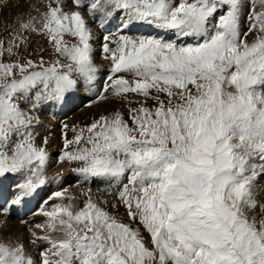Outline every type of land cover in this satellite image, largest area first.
<instances>
[{
	"label": "snow or ice",
	"instance_id": "obj_1",
	"mask_svg": "<svg viewBox=\"0 0 264 264\" xmlns=\"http://www.w3.org/2000/svg\"><path fill=\"white\" fill-rule=\"evenodd\" d=\"M14 6L0 35V177L26 179L12 205L48 182L37 112L79 88L119 107L63 122L56 160L113 199L56 191L24 236L3 208L0 264H264V0ZM35 36L48 47L32 49Z\"/></svg>",
	"mask_w": 264,
	"mask_h": 264
},
{
	"label": "rangeland",
	"instance_id": "obj_2",
	"mask_svg": "<svg viewBox=\"0 0 264 264\" xmlns=\"http://www.w3.org/2000/svg\"><path fill=\"white\" fill-rule=\"evenodd\" d=\"M13 19H11L9 21L11 22ZM9 21H7V22H1L0 21V24H1L0 25V35L7 36V32L4 31V25L6 23H8ZM94 28L97 31V35L98 36H101V29L99 28V23L94 24ZM130 34H132V35H138L140 33H130ZM37 47H48L47 41L45 39L39 37V36L33 37V43L31 45V48L32 49H35ZM99 55L101 56V53L100 52H99ZM46 58H47V55H46ZM103 66L104 65L101 66V73H104V72L107 71V62H106V65L104 67ZM81 89L84 90V91H86V92H88L87 88H81ZM91 101H88L86 103H83L82 106L80 105L78 108H76L75 109V112L74 113L72 112L73 115L76 114V113L82 112L88 105H92L91 104L92 103ZM102 102L103 101H101L100 104ZM105 104H107V106L105 108H102V110L100 109L101 107L99 106L98 109H97V111L94 112V115L93 116H91V117L89 116L88 117V116L83 115L82 117H79V119H77L76 122L74 120H73L74 122L73 121L67 122V120H63L64 118H61L58 115L57 116H52L51 119L53 121L54 120H58V121H56V123H57V127L56 128H57V131L59 133V136H57V141L56 142L53 139L54 138L53 131L55 129V127L54 128L52 127L53 125L47 124V126H49V127H47V128H44L43 127L41 129L40 128H37V126H35L36 127V131L38 132L37 142L38 141L40 142V140H39L40 139V133L44 132L45 133V136H49L50 142H55V143L50 147V149L48 148L49 153H50V155L52 157V159L50 161V167H48L47 170H46V175H47V178H48V182L45 185H43L41 188H39L31 196H42L43 197L42 194L43 193H47V196L46 197H43V198L45 199V201H47V204L50 206L53 203H58L59 202V200L49 199V197L53 196V194L56 191H61V190H63V189L66 188L67 190H71L70 192H68L69 194H75L77 196H80L81 191H86L88 188H91L92 189V195L93 196H94V194L97 195V193L99 195H101L99 198H97V196H94V198L96 197V199H100V200H107V198H108V200H112L113 199L112 194H111L112 193V190H111L109 184L103 183V182H97V181H94V180H89V181L85 182L82 177H78V174L77 173L70 172L68 170V166L67 165L56 163L58 153L60 152V149L62 147V141H61V138H60V128H61V124L63 122H67L69 124H81V125L86 124V123H90L91 122V119L93 117H98L100 115V113L101 114L103 112L106 113L107 111H109V109L112 110L114 108L113 106L119 107V104L117 102H115V101L106 102ZM108 107H110V108H108ZM69 135H71V133H69ZM60 166H64L65 169H66V171H68V174L72 175L76 179V180L73 179L70 182L68 180L66 181L67 175H65V181L66 182L63 181L64 187H57L58 186V183L55 180L52 179L53 176L55 175V173L57 171H60V170H58V167H60ZM73 173L76 174V175H74ZM25 179H26V177L23 174L7 175L5 177H0V183H2L3 186H5V190H6V195H5L6 198L5 199L6 200L8 199V201H6V204H4L2 202V199H1V196H0V208H4L5 206H7L10 209V207L16 206V205H12L11 202L21 192L22 189L19 187V185L23 184L25 182ZM262 182H261V184L264 185V181H262ZM74 187L81 188L82 190L77 191L76 189H73ZM103 196H104V198H103ZM37 200H38V198H37ZM7 202L8 203H11V204H8ZM39 202H40V204H37L36 212L34 214L30 215L31 213H26L27 215L25 216V219H23V220L21 219L19 221V220H17L15 218L16 220L14 219V221H17V222L19 221V223H21V221H26L28 224H32V223H35V222H42L45 218L40 214V211H41V208L42 207H45L46 205H45V202H42V199L39 200ZM2 203L4 204V206H2ZM30 203H31L30 201H27L24 204L26 205V207H28ZM32 206H34V205H32ZM11 211L12 210L10 209V212ZM121 214H123V209H121ZM10 216L12 217V215H10ZM21 224H22V226L25 227V228H23L24 231H25V232L23 231V233L25 235L26 234V225L23 224V223H21ZM32 251H36V250H32Z\"/></svg>",
	"mask_w": 264,
	"mask_h": 264
},
{
	"label": "bare ground",
	"instance_id": "obj_3",
	"mask_svg": "<svg viewBox=\"0 0 264 264\" xmlns=\"http://www.w3.org/2000/svg\"><path fill=\"white\" fill-rule=\"evenodd\" d=\"M16 3H17V0H12L13 6L12 7H8V8H4L3 11L0 12V21L1 22H7V21L13 19L14 16H15V14L18 11H20L19 9H17L14 6ZM90 23L94 27V24L99 23V22L90 19ZM103 31L104 30L101 29V35H102ZM99 56L100 55H99V50H98L97 51V63L100 66H102V65L105 66L106 65V61H102ZM92 99H93V94H91L89 91L86 92V91L82 90L81 88H79L74 94L71 95L70 98L67 99L66 102H55L54 101V102H51V103L47 104L41 111H39V112L36 113L38 115L39 119H40V124L36 125L37 128H40V129L43 128V127L44 128H47V127H49V126H47V124L53 125L52 127L53 128L55 127V129L53 131V133H54V138L53 139L56 142L57 141V136H59V133H58L57 128H56L57 127L56 121H58V120H54L55 121L54 122L51 119V117L58 115L61 118H64L63 120H67V122H71L73 120L76 122V120L79 119V117H82L83 115L88 116V117L89 116L90 117L93 116L94 115V112L97 111V109H98L99 106L101 107L100 108L101 110H102V108H105L107 106V104H105L106 102H102L101 104H100V102L97 103V104H92L91 103L92 105L90 107L87 106L82 112L76 113V114L73 115V113L75 112V109L76 108H78L80 105L82 106L83 103H86L88 101H91ZM110 107H108V108H110ZM113 107H115V106H113ZM109 110H111V109H109ZM43 136H45V133L44 132L40 133V139H39L40 141H41V139H42ZM55 142H50L49 145H48V148L50 149V147ZM38 143H39V141H38ZM61 169L64 170L65 175H67L66 181L68 180L67 179L68 177H71L72 178L71 180L75 179V177H73L72 175L68 174V171H66V169H65L64 166L58 167V170H61ZM57 187H64L63 182L58 183V186ZM73 189H76L77 191L82 190L81 188H78V187H74ZM70 191L71 190H68V192H70ZM5 195H6L5 186H3L2 183H0V196H1L2 202L3 201H5V202L7 201L5 199L6 198ZM42 195H43V197H46L47 196V193H43ZM94 196H97V198H99L101 195H99L97 193V195L94 194ZM103 198H104V196H103ZM107 200H108V198H107ZM25 207H26V205L23 204V206L20 209H16V211L17 210L19 211L18 214H16L15 211H11L10 212V215H12V217L9 216L11 219L9 217H7L10 220V223H9L8 229L6 231L11 232V233H14V234H17V235H20V236H24V233H23L24 229L23 228H25V227L22 226V224L19 223V221L21 219H25V216L27 215L26 213H23L22 212V209L25 208ZM2 210H3V208H0V213L2 212ZM4 218L5 217L0 214V219H4ZM15 218L17 220H19V221L18 222L17 221H14Z\"/></svg>",
	"mask_w": 264,
	"mask_h": 264
}]
</instances>
